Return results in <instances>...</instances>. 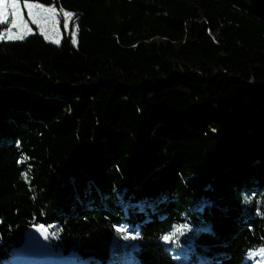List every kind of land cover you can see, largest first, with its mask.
Segmentation results:
<instances>
[{
    "label": "trees",
    "instance_id": "16d2710c",
    "mask_svg": "<svg viewBox=\"0 0 264 264\" xmlns=\"http://www.w3.org/2000/svg\"><path fill=\"white\" fill-rule=\"evenodd\" d=\"M28 2L78 43L0 39V264L260 261L264 0Z\"/></svg>",
    "mask_w": 264,
    "mask_h": 264
},
{
    "label": "rangeland",
    "instance_id": "374dc122",
    "mask_svg": "<svg viewBox=\"0 0 264 264\" xmlns=\"http://www.w3.org/2000/svg\"><path fill=\"white\" fill-rule=\"evenodd\" d=\"M29 3H35V2H29ZM39 4V3H38ZM42 5V4H40ZM44 8H52L54 9L53 13H47L39 9L32 10L34 12V16L29 15V9L25 6L24 2H20L19 10L22 13L23 20L26 22L27 27H13L12 21L13 19H16L11 15L13 9L10 4L5 6V10L7 12V15L5 17L6 22L0 25H5L6 28L3 31L4 34V41L7 42H15V41H24L30 36H33L35 34H39L43 36L47 41H49L53 45H59L63 40V35L66 33V35L70 36L72 41L77 44L78 43V27H77V19L74 17V15L70 18H67V27H65V13L68 11H65L63 9H59L56 6H47L43 5ZM70 13V12H68ZM33 19L36 20L35 23H33ZM9 30L13 34L11 38H9ZM16 34H22L23 38H17Z\"/></svg>",
    "mask_w": 264,
    "mask_h": 264
},
{
    "label": "snow or ice",
    "instance_id": "6c2138e0",
    "mask_svg": "<svg viewBox=\"0 0 264 264\" xmlns=\"http://www.w3.org/2000/svg\"><path fill=\"white\" fill-rule=\"evenodd\" d=\"M21 0H0V24H3L6 22L5 17L7 15V12L5 10V6L10 4L12 6V13L11 15L15 17L16 19H13L12 24L13 27H22L23 28L27 27L26 22L23 20L22 13L19 10V5H20ZM25 6L30 10L29 15L34 16V12L32 10L34 9H39L47 13H53L54 9L52 8H44L43 5H40L38 3H29L28 0H24ZM74 14L73 13H65L66 21H65V27H67V18L72 17ZM36 20L33 19V23H35ZM78 27V26H77ZM13 34L9 30V38H11ZM17 38H23L22 34H16ZM4 38V34L0 32V39ZM75 42V41H74ZM25 179H27V173L24 174ZM250 199L248 197H245V203H250ZM40 228H43V226H39ZM118 233H126L123 238L124 239H135L138 238L139 233L137 232L135 235H132L129 233L128 229L123 226L116 227L115 229ZM191 230V225L188 223L180 224L177 225L169 234L164 235L162 237V240L165 242L172 241L173 238L175 237L178 240V235H184L186 232ZM256 257H261L260 261H256V264H264V246H260L259 248L252 250L248 253V258L249 259H255Z\"/></svg>",
    "mask_w": 264,
    "mask_h": 264
},
{
    "label": "water",
    "instance_id": "95a60500",
    "mask_svg": "<svg viewBox=\"0 0 264 264\" xmlns=\"http://www.w3.org/2000/svg\"><path fill=\"white\" fill-rule=\"evenodd\" d=\"M25 241L27 243V252L32 258L43 260L48 257L50 245L48 233L45 229H30L25 234Z\"/></svg>",
    "mask_w": 264,
    "mask_h": 264
}]
</instances>
